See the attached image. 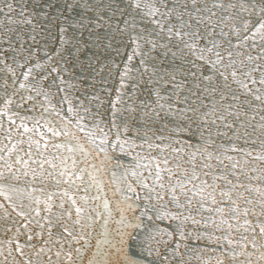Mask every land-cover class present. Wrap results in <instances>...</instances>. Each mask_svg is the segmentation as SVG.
<instances>
[{
	"label": "snow or ice",
	"instance_id": "6c2138e0",
	"mask_svg": "<svg viewBox=\"0 0 264 264\" xmlns=\"http://www.w3.org/2000/svg\"><path fill=\"white\" fill-rule=\"evenodd\" d=\"M29 3L0 0V264H264V0H66L43 60Z\"/></svg>",
	"mask_w": 264,
	"mask_h": 264
},
{
	"label": "water",
	"instance_id": "95a60500",
	"mask_svg": "<svg viewBox=\"0 0 264 264\" xmlns=\"http://www.w3.org/2000/svg\"><path fill=\"white\" fill-rule=\"evenodd\" d=\"M65 2L66 0H30L28 11L32 14L35 30L33 31V26H26L23 32V41L25 47L31 46L33 48L36 59L43 60L45 58L46 52L49 54H53L55 50L60 47V28L62 26L67 27L68 24L78 19L75 12L71 14L68 13L66 8L64 7ZM105 3H112L114 7L122 6L120 0H105ZM68 34H73L71 29H69ZM32 36L35 37V41L31 39ZM86 36L87 34L85 33V37ZM117 43L120 48L119 55L116 53V51L110 50L108 53L100 56L101 61L107 63H111L112 61H115L117 63L122 62V60L125 58L124 54L126 52H130V49H125L122 44H119V42ZM0 48H6V45L0 43ZM92 51L94 52L96 50L93 48ZM105 56L107 57L106 61ZM69 59L71 61V59L73 58L69 56ZM81 63H86V61L81 60ZM89 79L91 80V77H89ZM94 83L99 95L105 101V106H107V101L114 98L115 96V92L112 91L114 84L113 78L105 76L104 79L101 80L99 76H96ZM89 90H91V84L89 85ZM53 92H55V89H53ZM53 103H56V99H53ZM100 110L104 111V108L102 107ZM32 115H36V113H32ZM109 151L111 153V149ZM111 154L114 157L118 158L119 161L125 166L131 165L133 163L130 157L122 155L118 149L116 150V152ZM100 159H103V156L95 161L98 166L100 165ZM115 162L116 160L114 159L112 161V165H114ZM105 166H108L107 163ZM120 171L122 172L123 169H120ZM99 177L105 181L104 187L105 191L107 192V198L110 201H113L112 206L114 208V202L117 199H120V196H113L112 192L108 191V180L111 178V173L109 172L105 174L101 172L99 174ZM23 179L24 178L21 177V180ZM92 193L95 194V188L92 189ZM127 195L133 196V199L135 198V194L127 193ZM140 195L141 200L136 201V204L142 207L145 202L143 201V193H140ZM126 214L129 216V218L134 215H138L139 208H137L136 212L129 211ZM144 219L145 223H148L147 218L145 217ZM110 227H115V225L112 224L110 225Z\"/></svg>",
	"mask_w": 264,
	"mask_h": 264
}]
</instances>
